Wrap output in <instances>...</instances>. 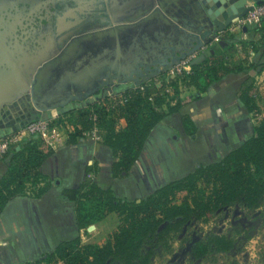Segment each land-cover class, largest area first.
<instances>
[{
	"label": "crops",
	"instance_id": "0c3cea01",
	"mask_svg": "<svg viewBox=\"0 0 264 264\" xmlns=\"http://www.w3.org/2000/svg\"><path fill=\"white\" fill-rule=\"evenodd\" d=\"M156 28L160 29L153 23L144 34L162 37ZM31 33L34 36L35 32ZM32 36L19 44L20 52L42 49L36 43L37 37ZM222 40L224 45L213 39L195 52L194 62L204 61L207 66L222 62L231 71L206 86L201 81L199 86L182 80L176 83L179 99L186 102L178 112L166 113L155 125L133 166L118 177L111 175L116 158L103 141L102 129L99 141L77 136L69 142L71 133L81 129L75 122L76 113H51L74 118L56 150L47 149L38 140L44 152L51 151L39 168L44 178L35 184L26 182L24 193L13 196L0 210V264L43 260L59 244L78 236L80 245L101 246L115 232L120 223L116 212L108 213L85 233L79 231L74 203L62 194L64 189H75L89 180L102 189H111L117 198L138 202L198 166L220 161L255 136L256 123L251 114L264 105V94H258L256 100L252 97L264 82V21L259 28L253 25L241 32L226 33ZM83 106L88 105L77 108ZM162 110L167 112L166 105ZM185 118L188 123H183ZM10 156L9 152L0 160V178L6 173ZM40 190L43 192L38 195Z\"/></svg>",
	"mask_w": 264,
	"mask_h": 264
},
{
	"label": "water",
	"instance_id": "95a60500",
	"mask_svg": "<svg viewBox=\"0 0 264 264\" xmlns=\"http://www.w3.org/2000/svg\"><path fill=\"white\" fill-rule=\"evenodd\" d=\"M248 2L264 0H0V138L158 75L245 15ZM153 23L162 37L144 34ZM30 36L42 49L20 52ZM21 108L26 115L4 130Z\"/></svg>",
	"mask_w": 264,
	"mask_h": 264
},
{
	"label": "trees",
	"instance_id": "16d2710c",
	"mask_svg": "<svg viewBox=\"0 0 264 264\" xmlns=\"http://www.w3.org/2000/svg\"><path fill=\"white\" fill-rule=\"evenodd\" d=\"M191 65L192 73L182 81L196 86L198 81L206 86L231 71L222 62L207 66L204 61L198 64L193 61ZM171 84L174 105L160 95L149 100L150 89L146 88L143 92L124 90L122 96L126 100L122 105L111 107L104 99V105L92 103L69 110L67 113H76L75 122L81 129L74 130L68 141L74 142L77 136H83L92 124L89 113H95L103 141L116 158L111 175L120 176L133 166L155 125L166 113L178 112L186 102L178 97L176 81ZM163 105L167 112L162 110ZM188 122L187 118L183 119V123ZM254 132L255 136L220 161L198 166L184 177L145 195L139 202L117 198L111 189H102L89 180L75 189H64L62 194L74 203L79 231L85 233L110 212L118 214L119 226L101 246L80 245L78 236L59 244L45 259L35 263L54 259L58 264H151L156 248L168 250L170 236L178 234L190 220L207 221L219 209L236 204L259 208L264 200V119L255 125ZM39 145L38 139L33 138L22 142L18 150L9 151L7 170L0 178V210L13 196L24 193L26 182L35 184L44 178L39 168L51 151L44 152ZM235 248L234 238L209 234L205 241L193 244L191 255L201 259L210 249L229 252Z\"/></svg>",
	"mask_w": 264,
	"mask_h": 264
},
{
	"label": "rangeland",
	"instance_id": "374dc122",
	"mask_svg": "<svg viewBox=\"0 0 264 264\" xmlns=\"http://www.w3.org/2000/svg\"><path fill=\"white\" fill-rule=\"evenodd\" d=\"M54 112L53 109L51 113ZM59 118L70 124L74 117L62 113ZM209 234L234 238L236 248L229 252L210 249L203 258H194L191 255L193 244L205 241ZM168 244V250L156 248L151 264H264V200L256 209L236 204L219 209L207 221L192 219L178 234L170 236Z\"/></svg>",
	"mask_w": 264,
	"mask_h": 264
},
{
	"label": "built area",
	"instance_id": "2783aa9c",
	"mask_svg": "<svg viewBox=\"0 0 264 264\" xmlns=\"http://www.w3.org/2000/svg\"><path fill=\"white\" fill-rule=\"evenodd\" d=\"M250 9L240 18H237L224 30L218 32L214 37V40L221 41L226 33L241 32L242 29L247 26L261 27L264 21V2L260 4H254L249 2ZM195 58V52L186 56L184 59L179 60L177 63L169 67L168 69L160 72L161 75H156L145 80L137 85H131L127 89H137L140 92L149 88V100H152L155 95L163 96L166 101L173 103L174 90L172 82L180 83V81L187 75L192 73V62ZM181 84V83H180ZM179 84V87H180ZM178 89V87H177ZM126 90V89H125ZM123 91H108L107 94L94 101V103L104 105V99L108 101L111 107L116 105H122L125 102ZM264 94V82L260 84L252 93V97L256 100L258 94ZM254 123L258 124L264 119V105L257 106L251 114ZM58 114L50 115L46 120H34L26 124L23 128L15 130L4 137L0 138V160L11 151L13 148L18 147L22 142L36 138L40 140L41 144L49 150H56L64 141L65 132L70 124L66 121H60ZM89 119L92 124L89 129L83 132V136L92 140L99 141L102 139L100 133V127L98 126L97 115L93 112L89 113ZM59 261L51 260V262H25L23 264H58Z\"/></svg>",
	"mask_w": 264,
	"mask_h": 264
},
{
	"label": "flooded vegetation",
	"instance_id": "af4514ba",
	"mask_svg": "<svg viewBox=\"0 0 264 264\" xmlns=\"http://www.w3.org/2000/svg\"><path fill=\"white\" fill-rule=\"evenodd\" d=\"M98 38V37H97ZM69 53H71V50H69V51H66V53H65V55L66 56H68V54ZM19 103H17V105H18ZM21 112H19V114L17 115V116H15V117H11V118H8L6 121H1V125H3L4 127H3V129L4 130H9V129H11L12 127H13V125L15 124V123H17L18 121H20L25 115H26V111L24 110V108H21V110H20ZM4 112H7V111H4ZM8 113V112H7ZM9 114V113H8ZM8 114H6V116L5 117H7V115ZM34 120H36V119H33L32 121H34Z\"/></svg>",
	"mask_w": 264,
	"mask_h": 264
},
{
	"label": "bare ground",
	"instance_id": "6f19581e",
	"mask_svg": "<svg viewBox=\"0 0 264 264\" xmlns=\"http://www.w3.org/2000/svg\"><path fill=\"white\" fill-rule=\"evenodd\" d=\"M18 8H19V9H18ZM18 8H17V9L20 11V7H18ZM6 9H7V12L10 13V14H11L12 12H15V13L18 12V11H14V8L10 9L9 7H6ZM11 16H13V15H11Z\"/></svg>",
	"mask_w": 264,
	"mask_h": 264
}]
</instances>
